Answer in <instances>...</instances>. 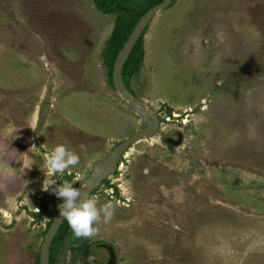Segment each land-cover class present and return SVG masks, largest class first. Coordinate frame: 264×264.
I'll list each match as a JSON object with an SVG mask.
<instances>
[{"label": "rangeland", "instance_id": "374dc122", "mask_svg": "<svg viewBox=\"0 0 264 264\" xmlns=\"http://www.w3.org/2000/svg\"><path fill=\"white\" fill-rule=\"evenodd\" d=\"M114 20L92 0H0V264H39L63 202L42 189L55 146L79 154L52 177L76 188L144 126L103 65ZM143 49L129 88L159 128L89 196L111 222L52 264H100L99 242L116 264H264V0H175Z\"/></svg>", "mask_w": 264, "mask_h": 264}, {"label": "water", "instance_id": "95a60500", "mask_svg": "<svg viewBox=\"0 0 264 264\" xmlns=\"http://www.w3.org/2000/svg\"><path fill=\"white\" fill-rule=\"evenodd\" d=\"M171 2L172 0H162L161 2L150 7L138 19L126 41L123 43L121 49L118 51L115 57L111 71L112 85L117 94L122 98L123 103L130 107L144 120V126L135 133L131 134L126 139H123L118 144H116L104 159L95 164L90 174L78 183L76 188H80V186H83V191L88 193V196L91 195V193L102 183V181L107 176L116 171L121 156L130 147L131 144L140 139L152 137L159 128L160 119L158 114L148 109L124 84L122 78V68L132 50V47L136 43L146 25L157 12L169 7ZM62 221L63 218L60 217L58 209L53 215L49 227L44 234L39 249V264H49L50 243L58 228L60 227Z\"/></svg>", "mask_w": 264, "mask_h": 264}, {"label": "clouds", "instance_id": "9594fccd", "mask_svg": "<svg viewBox=\"0 0 264 264\" xmlns=\"http://www.w3.org/2000/svg\"><path fill=\"white\" fill-rule=\"evenodd\" d=\"M81 151L86 152L87 147L80 145ZM80 161V156L74 150H69L60 144L54 147L47 156V178L44 179L42 189L51 190L62 203L58 206L60 217L66 219L75 238H91L95 236L98 229L94 225L98 223H110L115 212L112 202H105L97 206L95 198H89L88 193L80 188L73 187V183L64 180L59 185L53 179L57 173L63 175L70 167H75Z\"/></svg>", "mask_w": 264, "mask_h": 264}, {"label": "trees", "instance_id": "16d2710c", "mask_svg": "<svg viewBox=\"0 0 264 264\" xmlns=\"http://www.w3.org/2000/svg\"><path fill=\"white\" fill-rule=\"evenodd\" d=\"M95 7L105 13L114 14L115 20L109 35L106 49L103 53L104 61L108 70V77L112 83L111 71L113 62L118 51L121 49L123 43L126 41L130 32L138 19L152 6L161 2L162 0H92ZM175 0H172L173 3ZM143 32L137 39L136 43L132 47L130 54L128 55L123 68L122 78L126 87L129 88V81L133 74L139 70V66L142 62L144 55L143 49ZM131 91V90H130ZM68 177V176H67ZM69 178V177H68ZM50 224V221L48 225ZM67 236L71 241H76L79 238H75L72 230L70 229L66 219H63L60 227L54 235L50 247H49V264L53 262V252L57 243Z\"/></svg>", "mask_w": 264, "mask_h": 264}, {"label": "flooded vegetation", "instance_id": "af4514ba", "mask_svg": "<svg viewBox=\"0 0 264 264\" xmlns=\"http://www.w3.org/2000/svg\"><path fill=\"white\" fill-rule=\"evenodd\" d=\"M103 65L107 69V66H106L104 59H103ZM118 164H119V162H118ZM117 168H118V165H117ZM100 247H102V249H104L107 253V258H105V261H103L100 264H108V263L109 264H116L117 260H116V257L114 255V251H113L112 247L110 245L106 244L105 242L104 243L99 242V243H96L95 245H91L90 250H94V249H97Z\"/></svg>", "mask_w": 264, "mask_h": 264}]
</instances>
